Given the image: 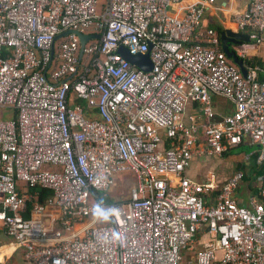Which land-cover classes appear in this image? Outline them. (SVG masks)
I'll use <instances>...</instances> for the list:
<instances>
[{
    "label": "built area",
    "instance_id": "built-area-1",
    "mask_svg": "<svg viewBox=\"0 0 264 264\" xmlns=\"http://www.w3.org/2000/svg\"><path fill=\"white\" fill-rule=\"evenodd\" d=\"M213 1L0 0V224L28 262L264 264V173L248 206L234 198L241 171L221 187L185 176L246 139L264 163V68L246 64L264 47V0L231 17L249 37L235 47L245 76L203 27ZM69 32L97 37L80 52ZM121 46L147 54L150 70ZM214 97L233 105L216 123ZM194 102L200 114L185 124ZM120 172L134 179L128 201H98ZM33 189L50 199L39 204ZM50 207L54 231L26 218ZM203 227L215 246L194 251Z\"/></svg>",
    "mask_w": 264,
    "mask_h": 264
},
{
    "label": "crops",
    "instance_id": "crops-1",
    "mask_svg": "<svg viewBox=\"0 0 264 264\" xmlns=\"http://www.w3.org/2000/svg\"><path fill=\"white\" fill-rule=\"evenodd\" d=\"M185 2L180 6V10L185 6ZM246 0H214L206 9L204 17L215 19V29L218 34L226 32L229 34H241L236 31L231 22L232 15L241 13L245 10ZM203 17V18H204ZM214 27V26H213ZM247 36V33H242ZM231 51L236 54V48L230 46ZM233 48V49H232ZM237 56V54H236ZM238 57V56H237ZM249 59L259 60L264 64V47L249 53ZM229 60V59H228ZM232 64V60H229ZM214 109L216 112L214 123L220 120L221 115L228 114L233 111V105L228 101H222L219 104L215 102ZM200 114L198 104L188 103L184 110L183 122L189 124V118H194ZM257 148L250 144L246 139L245 143L238 147L230 149L220 157L213 158H197L192 162L185 176L197 182L207 181L214 176L219 187L226 183L229 177L235 172L241 171L244 174L241 184L234 193V198L240 205L248 206L249 200L255 197L259 200L260 181L264 173V165L256 163ZM264 164V163H263ZM27 218L40 220L44 228L48 231L58 229V211L54 207L46 209L41 217L30 216L26 213ZM85 222V221H84ZM100 222V220H99ZM89 224V223H88ZM86 224V225H88ZM88 226H73V232L78 236L83 234V230ZM215 246V236L210 233L207 227H203L197 236L196 247L198 249ZM0 264H31L25 259L24 249L16 247L12 241L4 234L2 225L0 224Z\"/></svg>",
    "mask_w": 264,
    "mask_h": 264
},
{
    "label": "water",
    "instance_id": "water-1",
    "mask_svg": "<svg viewBox=\"0 0 264 264\" xmlns=\"http://www.w3.org/2000/svg\"><path fill=\"white\" fill-rule=\"evenodd\" d=\"M97 36H83L79 35V40H80V52L82 50V46L84 42L89 39V38H96ZM219 41H220V47L225 55L229 60H232L234 65H236L243 76H245V71L243 69V62L236 56V54L231 51L230 46L232 47H238L241 46L243 43H248L249 42V37L244 35V34H229L226 32L220 33L219 34ZM118 53L131 65H134L137 69L141 71H148L150 70L151 64L148 59L147 54H136L133 55L128 52V50L124 47H120L118 49Z\"/></svg>",
    "mask_w": 264,
    "mask_h": 264
},
{
    "label": "rangeland",
    "instance_id": "rangeland-1",
    "mask_svg": "<svg viewBox=\"0 0 264 264\" xmlns=\"http://www.w3.org/2000/svg\"><path fill=\"white\" fill-rule=\"evenodd\" d=\"M202 21H203L202 24H203L204 28L212 29V30L216 31V29H215L216 26L214 24L215 19L207 16V17H204ZM69 34H73L75 36V40L80 45V40H79V35L80 34H78L76 32H69ZM217 98L218 99H215V102L218 103V104L220 102H222V101H225V99H223L221 97H217ZM9 116H10V113L5 114V118L4 119H7ZM43 169H46V171H49V166L48 165L44 166ZM113 180H114L113 188L108 193H105V194L100 193L98 195L103 201H106L108 199L114 205H119V206L120 205H124L129 199V190L134 185V179L132 178V175L130 173H128V172H120V173H117V174L114 175V179ZM90 221L91 220L88 219L85 222H82V223L77 224L75 226H82V225L86 226V224L90 223ZM104 223H105V221L101 217L99 224H104ZM196 250H198V247L195 246V250L194 251H196Z\"/></svg>",
    "mask_w": 264,
    "mask_h": 264
},
{
    "label": "trees",
    "instance_id": "trees-1",
    "mask_svg": "<svg viewBox=\"0 0 264 264\" xmlns=\"http://www.w3.org/2000/svg\"><path fill=\"white\" fill-rule=\"evenodd\" d=\"M249 63L252 64V65H258V66L264 68V64H262L261 62H259V60H256V59H255V60H254V59H249V61H248L246 64H249ZM261 80L264 82V76L261 77ZM263 165H264V164H262L261 167H263ZM29 193H30L31 196L37 197V201H38V203L41 204V205L44 203V201L50 199V196H51L50 192H48V191H46V190H41V189H33V190H29ZM97 200L100 201V202H102V203H105V204H113V203H111V201L108 200V199H107L106 201H103V200L99 197V195H97ZM97 200H95V201H97ZM30 207H31V205L28 204V208H30ZM26 218H27V217H26Z\"/></svg>",
    "mask_w": 264,
    "mask_h": 264
},
{
    "label": "clouds",
    "instance_id": "clouds-1",
    "mask_svg": "<svg viewBox=\"0 0 264 264\" xmlns=\"http://www.w3.org/2000/svg\"><path fill=\"white\" fill-rule=\"evenodd\" d=\"M101 213H104L105 214V217L107 216L106 210L101 209Z\"/></svg>",
    "mask_w": 264,
    "mask_h": 264
}]
</instances>
